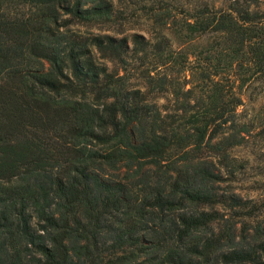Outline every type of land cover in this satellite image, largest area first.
I'll use <instances>...</instances> for the list:
<instances>
[{
  "label": "trees",
  "instance_id": "1",
  "mask_svg": "<svg viewBox=\"0 0 264 264\" xmlns=\"http://www.w3.org/2000/svg\"><path fill=\"white\" fill-rule=\"evenodd\" d=\"M182 11L0 0V264H264L234 185L264 0Z\"/></svg>",
  "mask_w": 264,
  "mask_h": 264
},
{
  "label": "rangeland",
  "instance_id": "2",
  "mask_svg": "<svg viewBox=\"0 0 264 264\" xmlns=\"http://www.w3.org/2000/svg\"><path fill=\"white\" fill-rule=\"evenodd\" d=\"M225 0H114L117 16L126 27L125 32H144L149 28L147 8L162 6L171 10V14L180 16L182 10L206 2L220 6ZM97 30L94 27H89ZM242 104L238 107L241 118L249 123V132L236 147L243 156L239 181H235V190L244 198H264V69L258 71L244 83L240 90ZM160 101H165L163 98ZM264 216L261 214L260 217Z\"/></svg>",
  "mask_w": 264,
  "mask_h": 264
}]
</instances>
